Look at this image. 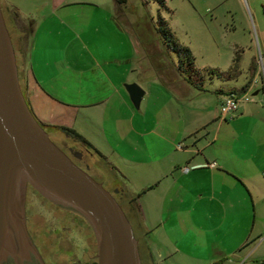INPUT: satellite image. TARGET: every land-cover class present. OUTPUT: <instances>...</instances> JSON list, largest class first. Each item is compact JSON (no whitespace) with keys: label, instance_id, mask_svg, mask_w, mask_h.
I'll list each match as a JSON object with an SVG mask.
<instances>
[{"label":"crops","instance_id":"1","mask_svg":"<svg viewBox=\"0 0 264 264\" xmlns=\"http://www.w3.org/2000/svg\"><path fill=\"white\" fill-rule=\"evenodd\" d=\"M0 2L32 112L47 132L98 159L109 186L140 193L150 264H175L179 253L183 264L255 254L264 240V88L258 84L232 118L221 119L220 107L229 91L245 90L258 76L256 66L240 88L207 90L195 62L198 73L190 76L186 65L175 64L178 74L153 59L116 0H38L34 15L18 1ZM132 82L145 90L139 108L125 87ZM207 93L217 95L214 110L200 101ZM164 227L182 248L166 250L158 236Z\"/></svg>","mask_w":264,"mask_h":264},{"label":"rangeland","instance_id":"2","mask_svg":"<svg viewBox=\"0 0 264 264\" xmlns=\"http://www.w3.org/2000/svg\"><path fill=\"white\" fill-rule=\"evenodd\" d=\"M14 1H18L24 12L36 13L38 0ZM1 6L9 27V13ZM119 10L125 11L128 20L139 26L143 41L150 46L152 58L165 61L169 69L179 74L176 65L180 55L163 42V35L157 31L161 26L167 27L176 43L191 50L196 67L203 70L207 90L218 85L225 89L240 88L253 66L264 67V0H128ZM20 26L25 28L23 23ZM144 59H147L145 55ZM211 68L217 69V73L210 72ZM152 70L155 73V68ZM20 84L25 92L21 77ZM200 101L213 110L218 107L216 94L207 93ZM48 133L60 148L67 149L69 144L61 141L59 134ZM77 149L83 154L81 163L90 164L91 173L96 176L93 177L113 191V186H109L96 169L102 163L95 157L94 160L85 149ZM25 204L26 230L44 264L97 263L96 237L84 218L50 201L31 185H28ZM191 229L193 233L195 229ZM137 234V239L142 241L144 262L150 264L138 229ZM158 236L166 250L175 245L183 247L169 227L162 228ZM183 258L184 255L179 253L172 260L175 264H183ZM226 264H264V240L255 254L234 257Z\"/></svg>","mask_w":264,"mask_h":264},{"label":"water","instance_id":"3","mask_svg":"<svg viewBox=\"0 0 264 264\" xmlns=\"http://www.w3.org/2000/svg\"><path fill=\"white\" fill-rule=\"evenodd\" d=\"M125 87L139 108L145 90L136 82ZM28 185L86 220L96 237L97 264H142L139 241L113 194L118 189L110 191L77 165L30 109L0 2V264L9 256L18 264H44L26 230Z\"/></svg>","mask_w":264,"mask_h":264},{"label":"trees","instance_id":"4","mask_svg":"<svg viewBox=\"0 0 264 264\" xmlns=\"http://www.w3.org/2000/svg\"><path fill=\"white\" fill-rule=\"evenodd\" d=\"M127 1L128 0H116V2L119 5H125L127 3ZM2 10H3V7H2ZM3 13H4V11H3ZM4 17H5V15H4ZM5 20H6V17H5ZM6 23H7V20H6ZM162 27L163 26L159 27V29L157 31H158V33L160 35H163V38L165 40L164 41L162 39L163 42H166V44L168 46H171L172 49L175 50L176 52H178V54L180 55V62L178 64L179 67L181 69H183V66L186 65L187 67H185V69L190 71L189 72L190 76H193V75L197 74L198 70L194 67V56H193L191 50L189 48H187V47L180 46L178 43H176L174 36L172 35L171 32H169L168 28L165 27V26L163 28ZM8 29H9V27H8ZM9 32L11 34L10 29H9ZM209 70H210V72L217 73V70H214V69H209ZM19 80H20V76H19ZM23 93H24V91H23ZM24 96H25V98L27 100L26 95H24ZM27 102H28V100H27ZM28 105L30 107L29 102H28ZM37 120H38V118H37ZM38 121L44 127V129L46 130L45 125L40 120H38ZM56 128L60 129L63 133H65L67 136H69L70 138L74 139L75 141H78V142L84 144V146L86 148L94 151L98 156H100L102 159H104V156L97 149H95L91 143H89L82 135H80L74 129H71V128H68V127H65V126H60V127H56ZM115 189H117V187L114 186L112 190L114 191ZM109 190H111V189H109ZM113 194H114L116 200L119 202V204L123 208L125 214L127 215L128 219H129V221H130V223H131V225L133 227L135 236L138 235L137 234V229L142 234L143 243H144V246H145L144 248H145V251H146L145 252L146 253L145 256L147 257V260H149V262L151 263L152 262V258H151L152 256H151V253L149 251V247H148L147 242H146L145 233H143V230H142L143 228L139 224L140 223V219H139L140 214H139V208H138L137 200H138V197L140 196V193H138V194H130L126 190H121L119 188L118 191L117 192H113ZM138 241H139V250H140V255H141V259H142V264H145L144 255L142 254L141 247H140V242H142V241H140L139 238H138ZM93 264H97V263L94 262Z\"/></svg>","mask_w":264,"mask_h":264},{"label":"built area","instance_id":"5","mask_svg":"<svg viewBox=\"0 0 264 264\" xmlns=\"http://www.w3.org/2000/svg\"><path fill=\"white\" fill-rule=\"evenodd\" d=\"M257 75L258 76H254L251 79V81L246 86L245 90H231L227 93L220 107L221 119L232 118L237 112L241 102L252 100V91L258 86V84H261L262 88H264V67L257 68Z\"/></svg>","mask_w":264,"mask_h":264},{"label":"flooded vegetation","instance_id":"6","mask_svg":"<svg viewBox=\"0 0 264 264\" xmlns=\"http://www.w3.org/2000/svg\"><path fill=\"white\" fill-rule=\"evenodd\" d=\"M62 149L70 156V158L77 164V165H79L81 168H83V169H85L86 171H88V173H90L92 176H93V174L91 173V166H90V164H83V163H81L82 162V158H83V154H82V156L81 157H78V156H76L75 154H74V152L75 151H78V149L77 148H75L74 146H72V145H69L68 147H67V149H64L63 147H62ZM80 152V151H79ZM97 180V179H96ZM27 189H28V187H27ZM111 191V190H110ZM35 260V259H34ZM3 264H18L17 263V261L12 257V256H9V257H7L5 260H4V262H3ZM23 264H32V263H30V262H25V263H23Z\"/></svg>","mask_w":264,"mask_h":264}]
</instances>
